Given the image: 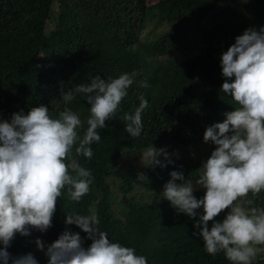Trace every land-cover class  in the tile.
Masks as SVG:
<instances>
[{"label":"trees","instance_id":"obj_1","mask_svg":"<svg viewBox=\"0 0 264 264\" xmlns=\"http://www.w3.org/2000/svg\"><path fill=\"white\" fill-rule=\"evenodd\" d=\"M159 25L162 31L154 29ZM260 25L264 0H0V118L41 104L55 117L65 107L62 88L95 75L136 73L116 115L99 130L101 141L92 145L91 159L73 152L92 172L89 192L75 202L62 190L52 226L43 233L17 234L7 250L13 256L32 252L46 264L35 238L51 243L65 228L80 232L86 247L90 239L78 226L65 225L64 217L95 210L98 227L145 255L148 264H229L222 252L207 254L193 236L198 217L178 213L159 193L172 170L195 183L196 169L209 155L199 145L215 147L203 141L206 126L235 107L219 91L220 53L245 28ZM142 80L149 86L141 87ZM141 95L148 107L142 112V134L133 138L124 131V115L134 111ZM67 107L86 121L88 105L79 94ZM151 144L165 147L173 163L143 167L139 154ZM138 171L146 182L136 180ZM195 187L199 198L204 190ZM246 199L264 207V191ZM252 264H264V250Z\"/></svg>","mask_w":264,"mask_h":264},{"label":"clouds","instance_id":"obj_2","mask_svg":"<svg viewBox=\"0 0 264 264\" xmlns=\"http://www.w3.org/2000/svg\"><path fill=\"white\" fill-rule=\"evenodd\" d=\"M219 65L224 78L219 91L235 107L223 113L222 121L206 126L203 141L215 147L196 169L195 183L186 182L182 171L172 170L159 194L178 213L198 217L199 230L193 236L200 238L207 254L222 252L229 264H252L264 250L258 247L264 246V207L246 199L249 193L257 196L264 191V25L236 35L220 53ZM135 76V72L109 79L95 75L87 83L62 88L65 107L55 117L41 104L0 118V264H39L32 252L13 256L7 250L11 241L33 229L47 231L62 190L75 202L89 192L94 177L73 152L91 159L92 145L101 141L99 130L116 115ZM140 86L149 85L142 80ZM77 94L88 105L83 122L67 107ZM147 107L148 100L141 95L134 111L125 113L124 131L130 137L141 136ZM139 160L146 168L173 163L165 147L153 144L139 154ZM136 180L146 182L147 177L138 171ZM195 186L204 190L199 198L193 194ZM221 212L223 216L215 219ZM64 223L78 226L91 243L85 247L80 232L69 228L51 243L36 237L35 246L47 257L46 264H148L145 255L111 240L98 227L95 210L65 214Z\"/></svg>","mask_w":264,"mask_h":264},{"label":"rangeland","instance_id":"obj_3","mask_svg":"<svg viewBox=\"0 0 264 264\" xmlns=\"http://www.w3.org/2000/svg\"><path fill=\"white\" fill-rule=\"evenodd\" d=\"M156 1H158V0H150V2H156ZM154 29L156 30V31H162L163 30V26H161V25H159V26H156V27H154ZM193 149V151H197V149L196 148H192ZM199 149H200V151H206V152H208V154H210V152H211V150L212 149H210V148H208V147H205V146H203V145H199Z\"/></svg>","mask_w":264,"mask_h":264}]
</instances>
